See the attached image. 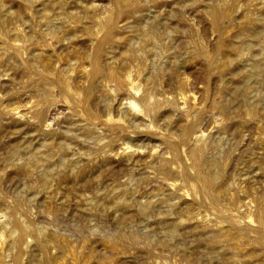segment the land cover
<instances>
[{"label": "rangeland", "instance_id": "1", "mask_svg": "<svg viewBox=\"0 0 264 264\" xmlns=\"http://www.w3.org/2000/svg\"><path fill=\"white\" fill-rule=\"evenodd\" d=\"M130 1L0 0V264L19 253L7 244L22 225L29 228L22 264H264V0L252 6L254 19L236 4L241 10L222 17L221 28L213 14L235 0ZM99 40L104 62L128 65L136 84L107 81L90 91V79L72 78ZM145 98L155 106L149 112ZM54 106L60 111L47 121ZM202 143L195 157L193 146ZM133 146L137 153L129 152ZM195 160L215 187L199 179Z\"/></svg>", "mask_w": 264, "mask_h": 264}, {"label": "bare ground", "instance_id": "2", "mask_svg": "<svg viewBox=\"0 0 264 264\" xmlns=\"http://www.w3.org/2000/svg\"><path fill=\"white\" fill-rule=\"evenodd\" d=\"M121 2L123 1L125 4H127V5H131V4H133V1H130V0H120ZM205 1V0H204ZM225 1V3H227L226 2V0H224ZM230 0H228V2H229ZM201 2V1H200ZM223 2V1H222ZM231 2V1H230ZM229 2V3H230ZM258 1L257 0H235L234 1V3L235 4H233L232 2L230 3L231 4V6H229V8H227L228 7V5H230V4H227V6H226V8H224V5H223V8H224V10H226V12H219V11H215L214 12V14H213V17H214V21H215V23L217 24V26H219L220 28L222 27V26H224L223 24V22H222V17H224V16H226V15H230V13L231 12H233V10H236L235 9V6H236V4H237V7L236 8H238V5L240 6V8H243V6H245L244 7V9H242L243 10V16H244V18L246 17H248V19L250 18V19H254V14H256L255 12H257V11H255V9H253V7L252 6H256L258 3H257ZM261 2V1H260ZM263 2V1H262ZM261 2V3H262ZM205 3V2H204ZM209 3V2H208ZM211 4V3H210ZM224 4V3H223ZM233 4V5H232ZM48 5V4H47ZM134 5V4H133ZM263 5H264V3H263ZM260 6V5H259ZM12 7V6H11ZM211 7H213V6H211ZM217 7V6H216ZM258 7V6H257ZM48 8V7H47ZM255 8V7H254ZM217 9V8H216ZM215 9V10H216ZM237 10H241V9H237ZM236 10V11H237ZM257 10V9H256ZM259 10V9H258ZM261 10V9H260ZM28 11V10H27ZM235 11V12H236ZM255 11V12H254ZM108 12V11H107ZM260 12V11H259ZM258 12V13H259ZM234 13V12H233ZM238 13V12H237ZM240 13V12H239ZM264 13V12H263ZM260 14V13H259ZM261 14H262V12H261ZM232 15V14H231ZM238 15H240V14H238ZM242 15V14H241ZM111 16V15H110ZM109 16V17H110ZM114 16V15H113ZM242 16V17H243ZM262 16V15H261ZM264 16V15H263ZM240 17V16H239ZM258 17V16H257ZM107 18V17H106ZM256 18V17H255ZM10 19V18H9ZM243 19V18H242ZM242 19H241V21H242ZM226 20H227V18H226ZM232 20L233 19H231V16H230V18L227 20L229 23H232ZM247 20V19H246ZM257 20H259V19H257ZM105 21V20H104ZM223 21H225V20H223ZM249 21V20H248ZM102 22V21H101ZM100 22V23H101ZM106 22H108V21H106ZM109 22H111V20H109ZM113 22H114V20H113ZM243 22V21H242ZM251 22V21H250ZM86 24V23H85ZM103 24H104V22H103ZM107 24V23H106ZM105 24V25H106ZM111 24V23H110ZM225 24H226V22H225ZM234 24V23H233ZM108 25V24H107ZM106 25V26H107ZM262 25V24H261ZM98 27V26H97ZM225 27V26H224ZM107 28V27H106ZM87 30L89 29L88 27L86 28ZM111 30H112V28H111ZM23 31V30H22ZM92 31V30H91ZM97 31V30H96ZM230 31V30H229ZM87 32V31H86ZM231 32V31H230ZM17 33V32H16ZM110 33H111V31H110ZM109 33V34H110ZM100 33L99 32H91L90 33V37H92V38H95V37H98V35H99ZM227 34H229V32H227ZM232 34V33H231ZM108 36V35H107ZM53 37V36H52ZM229 37V36H228ZM106 38V37H105ZM225 39V38H224ZM223 39V40H224ZM8 41V40H7ZM6 41V42H7ZM13 41V40H12ZM15 41V40H14ZM26 41V40H25ZM32 41V40H31ZM40 41V40H39ZM52 41H54V40H52ZM57 41L58 42H64V43H73L74 41H76V40H69V41H67V40H55L54 42H56L57 43ZM78 41V40H77ZM100 41V43L98 44V46L96 47L95 46V50L93 51V52H89L90 54H87L84 58H80L79 59V63H78V65L76 66V70H74L75 69V66H71L72 67V69H73V67H74V73H73V77L72 78H74L75 80H77L79 77L81 78V77H84V78H86V79H90V85H89V87H90V91L92 90L91 88H93V87H95L96 85L98 86V84L100 83H102V82H106L107 83V81H115L116 82V84L117 85H119V86H123V85H126V84H131L132 83V78H131V76H133L132 75V73L130 74L129 73V71H128V65H126V64H118V65H107L106 64V62H104V60H103V54H102V47H101V44H102V42L104 43V40H99ZM3 42V41H2ZM9 42V41H8ZM16 42L17 41H15L14 43L16 44ZM20 42V41H19ZM18 42V44H20ZM23 42V41H22ZM45 42V41H44ZM43 42V43H44ZM94 42V41H93ZM107 42V41H106ZM4 43H5V41H4ZM24 43V42H23ZM27 43H28V41H27ZM32 43H35V42H31V44ZM39 43V42H38ZM41 43H42V41H41ZM47 43V42H46ZM53 43V42H52ZM55 43V44H56ZM79 43V42H78ZM82 43H84L83 42V40H82ZM81 43V44H82ZM11 44H13L12 42H11ZM22 44V43H21ZM20 44V45H21ZM24 44H26V43H24ZM62 44V43H61ZM77 44V43H76ZM76 44H74V45H76ZM85 44V43H84ZM88 44V43H87ZM86 44V45H87ZM156 44H157V42H156ZM4 45V44H3ZM3 45H1V46H3ZM17 45V44H16ZM23 45V44H22ZM22 45L19 47V48H21L22 47ZM29 45V47H30V44H28ZM38 45H40V44H38ZM50 44H49V42H48V46H49ZM52 45V44H51ZM69 45H71V44H69ZM79 45V44H78ZM77 45V46H78ZM93 45V44H92ZM96 45V44H95ZM226 45H227V43H226ZM225 45V43H223V47L225 48V51H226V53H230V51H231V47H230V49H227L226 46ZM43 47H44V44L42 45ZM68 46V45H67ZM81 46H84V45H81ZM94 46V45H93ZM92 46V47H93ZM229 46V45H228ZM5 47H6V45H5ZM10 47V46H9ZM11 47H12V45H11ZM32 47V46H31ZM34 47H35V44H34ZM37 47V46H36ZM39 47V46H38ZM51 47V46H50ZM72 47V46H71ZM70 47V48H71ZM88 47V46H87ZM222 47V48H223ZM17 48H18V46H17ZM26 48H28V46L26 47ZM26 48H21V49H26ZM48 48V47H47ZM62 48V47H61ZM65 47H63L62 49H64ZM70 48H68V49H70ZM81 48V47H80ZM229 48V47H228ZM10 49V48H9ZM21 49H18V50H21ZM37 49V48H36ZM40 49V48H39ZM42 49V48H41ZM82 49V48H81ZM81 49H79V50H81ZM87 49H89V48H87ZM7 50H8V48H7ZM30 50V49H29ZM43 50V49H42ZM45 50V49H44ZM43 50V51H44ZM73 50V49H72ZM10 51V50H9ZM8 51V52H9ZM12 51V50H11ZM26 51V50H25ZM28 51V50H27ZM46 51V50H45ZM68 50H66V52H67ZM71 51V50H70ZM91 51V50H90ZM202 51V50H201ZM35 52H36V50H35ZM46 52H50L49 50L48 51H46ZM52 52V51H51ZM72 52V51H71ZM70 52V53H71ZM74 52V51H73ZM79 52V51H78ZM80 52H82V51H80ZM154 52V51H153ZM10 53V52H9ZM23 53H25L24 51H23ZM42 53V52H41ZM76 53V52H75ZM86 53V52H85ZM232 53V52H231ZM20 54V53H19ZM18 54V55H19ZM65 54H67V53H65ZM73 54V53H72ZM7 55H11V54H7ZM25 55H26V53H25ZM29 55H30V53H29ZM32 55V54H31ZM37 55V54H36ZM69 55V54H68ZM75 55V54H74ZM78 55V54H77ZM79 55H81V54H79ZM0 56H2V55H0ZM13 56V55H12ZM67 56V55H66ZM70 56V55H69ZM228 56V55H227ZM4 57V56H3ZM18 57H20V56H18ZM39 57V56H38ZM56 58H58L59 57V55H58V57L57 56H55ZM81 57H83L82 55H81ZM136 57V56H135ZM225 57H226V55H225ZM22 58H24V57H22L21 56V59ZM31 58V57H30ZM34 58H35V56H34ZM52 58V57H51ZM50 58V59H51ZM134 58V57H133ZM25 59V58H24ZM28 59V58H27ZM45 59V58H44ZM43 58H42V60H44ZM74 59L76 60V58H75V56H74ZM78 59V58H77ZM111 59H112V57H111ZM116 59V58H115ZM129 59V58H128ZM26 60V59H25ZM58 60V59H57ZM60 60V59H59ZM108 60V59H107ZM107 60H105V61H107ZM109 60H110V58H109ZM109 60H108V62H109ZM127 60V59H126ZM141 60H142V58H141ZM225 60V59H224ZM27 61V60H26ZM32 61V60H31ZM113 61V60H112ZM119 61V60H118ZM117 61V62H118ZM131 61V60H130ZM148 61V60H147ZM4 62V61H3ZM22 62V61H21ZM32 62H34V61H32ZM53 62V61H52ZM137 62V61H136ZM23 63V62H22ZM27 63V62H26ZM51 63V62H50ZM63 63V62H62ZM76 63H77V61H76ZM111 63V62H110ZM126 63V62H125ZM128 63V62H127ZM131 63H132V61H131ZM142 63V62H141ZM172 63V62H171ZM4 64V63H3ZM6 64H8V63H6ZM13 64V63H12ZM29 64H31V63H29ZM34 64H35V62H34ZM53 64V63H52ZM61 64V63H60ZM66 64V63H65ZM74 64V63H73ZM73 64H71V65H73ZM9 65H10V63H9ZM37 66H38V64H36ZM40 65V64H39ZM44 65V64H43ZM64 65V64H63ZM69 65V64H68ZM89 65V66H88ZM131 65V64H130ZM4 66V65H3ZM27 66H29V65H27ZM36 66V67H37ZM133 66V65H132ZM2 67V66H1ZM0 67V68H1ZM38 67H41V66H38ZM59 67V66H58ZM62 67V66H61ZM69 67V66H68ZM140 67V66H139ZM144 67V66H143ZM14 68V67H13ZM34 68V67H33ZM44 68V69H43ZM41 67V69H42V72L45 70V72L47 71V73H56V71H55V67L54 66H51V65H48V64H46L45 65V67ZM15 69V68H14ZM32 69V68H31ZM30 69V70H31ZM40 69V68H39ZM38 69V72L39 71H41V70H39ZM67 69H69V68H67ZM130 69H132V67L130 68ZM133 69H134V67H133ZM136 69H138V67L136 68ZM57 70V69H56ZM18 71V70H17ZM72 71V70H71ZM63 72V71H62ZM61 72V73H62ZM73 72V71H72ZM11 73V72H10ZM19 73V72H18ZM23 73V72H22ZM33 73H35L34 71H33ZM64 73V72H63ZM66 74H67V76H69L70 75V72H69V75H68V73L67 72H65ZM64 73V74H65ZM13 74H14V72H13ZM12 74V75H13ZM24 74V73H23ZM37 74H42V73H37ZM36 74V76H38L39 77V75H37ZM65 74V75H66ZM2 75V74H1ZM7 75V74H6ZM9 75V74H8ZM11 75V74H10ZM59 75H61V74H59ZM63 75V74H62ZM41 76V75H40ZM42 76H43V74H42ZM41 76V77H42ZM10 77V76H9ZM8 77V78H9ZM44 77H46V76H43V78ZM54 77V76H53ZM53 77L51 78V79H53ZM63 77V76H62ZM2 78V77H1ZM26 78V77H25ZM49 78V77H48ZM55 78V77H54ZM70 79H72L71 77H69ZM83 78V79H84ZM135 78V77H134ZM7 78H5V80H6ZM50 79V78H49ZM61 79V78H60ZM62 79H65V78H62ZM97 79V80H96ZM10 80H12V79H10ZM46 80V79H45ZM48 80V79H47ZM55 80V79H54ZM79 80V79H78ZM2 81H4L3 79H2ZM13 81V80H12ZM49 81V80H48ZM51 81V80H50ZM61 81V80H60ZM87 81V80H86ZM56 82V81H55ZM55 82H52L53 84L55 83ZM88 82V81H87ZM136 82V81H135ZM134 81H133V83L132 84H136ZM61 83V82H60ZM78 83V82H77ZM101 84V85H105V84ZM111 83H113V82H111ZM6 84V83H5ZM10 84V83H9ZM56 84L58 85V82H56ZM62 84V83H61ZM60 84V85H61ZM84 84V83H83ZM99 84V85H100ZM131 84V85H132ZM47 85H48V83H47ZM63 85V84H62ZM72 85V84H71ZM71 85H70V83L69 82H67V80H65L64 81V87L65 88H68V90L67 89H65V90H67V91H69V89L70 90H72L73 88L71 87ZM74 85H76V83L74 84ZM78 85V84H77ZM80 85H82V84H80ZM85 85V84H84ZM86 85H87V83H86ZM107 85V84H106ZM130 85V86H131ZM51 86V84L49 85V87ZM53 86V85H52ZM52 86H51V88H52ZM56 86V85H55ZM83 86V85H82ZM114 86H116V85H114ZM180 86H181V84H180ZM179 86V87H180ZM1 87V86H0ZM63 87V86H62ZM80 87V86H79ZM88 87V86H87ZM99 87V86H98ZM97 87V88H98ZM104 87V86H103ZM46 87H44V89H45ZM55 88V87H54ZM60 88H61V86H60ZM72 88V89H71ZM85 88V87H84ZM83 88V89H84ZM116 88V87H115ZM125 88V87H124ZM126 88H128V87H126ZM47 89V88H46ZM46 89H45V91H46ZM61 89H64V88H61ZM87 89H89V88H87ZM96 89V88H95ZM105 89V88H104ZM118 89V88H117ZM139 89V88H138ZM138 89H136V90H138ZM40 90H41V88H40ZM39 90V91H40ZM49 90V89H48ZM77 89L75 88V91H76ZM109 90H110V88H109ZM108 90V91H109ZM134 90V89H133ZM136 90H134V92L136 91ZM2 91V90H1ZM42 91H43V89H42ZM79 91H80V88H79ZM86 91V90H85ZM111 91V90H110ZM115 91H117V90H115ZM124 91V90H123ZM127 91V90H126ZM129 91V90H128ZM140 91V90H139ZM47 92V91H46ZM49 92V91H48ZM74 92V90L71 92V93H73ZM83 92V91H82ZM97 92H98V90H97ZM102 92V91H101ZM41 93V92H40ZM43 93V95L44 94H46V93H44V92H42ZM49 93H51V92H49ZM75 93H78L79 94V92H78V90H77V92H75ZM84 93V92H83ZM87 93V94H86ZM86 93H84L85 94V97L88 95V93L89 92H87L86 91ZM92 93V92H91ZM94 93V92H93ZM100 93V92H99ZM105 93H107V92H105ZM113 93V92H112ZM120 93V92H119ZM136 93V92H135ZM1 94V93H0ZM74 94V93H73ZM117 94V93H116ZM70 95H72V94H70ZM75 95H77V94H75ZM93 95V94H92ZM112 95V94H111ZM190 95V94H189ZM41 96V95H40ZM45 96V95H44ZM79 96V95H78ZM77 96V97H78ZM83 96V95H82ZM81 96V93H80V96L78 97V98H80V97H82ZM89 96V95H88ZM102 95L100 94V97H101ZM18 97V96H17ZM48 97V96H47ZM60 97H61V95H60ZM84 97V96H83ZM130 97V96H129ZM169 97V96H168ZM168 97H167V99L166 98H164V99H166V100H169L168 99ZM39 98V97H38ZM45 98V97H44ZM43 98V99H44ZM89 98V97H88ZM121 98V97H120ZM173 98V97H172ZM186 99H187V97H185ZM51 99H52V97H51ZM51 99H48V101H50ZM58 99V98H57ZM69 99V98H68ZM74 99H77L76 97H74ZM101 99V98H100ZM153 99V98H152ZM157 99V98H156ZM159 99V98H158ZM161 99V98H160ZM171 99V98H170ZM175 99H176V97H175ZM41 100H42V98H41ZM131 100V99H130ZM148 100H149V98H148ZM148 100H146V98H145V101L147 102L146 104H145V102H144V104L147 106V108H148V112H149V110L151 109L152 110V108L153 107H155L154 106V103H152L151 101H149L148 102ZM53 102H56V101H54V99L52 100ZM101 101V100H100ZM177 101V100H176ZM183 101V100H182ZM1 102V101H0ZM31 102H32V100H31ZM40 102V101H39ZM45 101L43 100V102H41V103H44ZM47 102V101H46ZM45 102V104H47ZM91 102H92V100H91ZM91 102H89L90 104H91ZM99 102V101H98ZM117 102V101H116ZM129 102V101H128ZM131 103H133V104H136V102L134 101V100H131L130 101ZM162 102V101H161ZM185 102V101H184ZM28 103V102H27ZM48 103H50V102H48ZM52 103V102H51ZM57 103V102H56ZM85 103V102H84ZM88 103V104H89ZM112 103V102H111ZM123 103H124V101H123ZM159 103V101H157L156 102V104H158ZM166 103H168L167 101H166ZM37 104H38V102H37ZM40 104V103H39ZM73 104V103H72ZM72 104H71V106H72ZM77 104H79V103H77ZM113 104H114V102H113ZM162 104V103H161ZM170 104V103H169ZM172 104H173V102H172ZM17 105V104H16ZM33 105V104H32ZM31 105V106H32ZM35 105H36V103H35ZM47 105H50V104H47ZM60 105V104H59ZM75 105V104H74ZM86 105V104H85ZM84 105V106H85ZM122 105H124V104H122ZM137 105V104H136ZM144 105V106H145ZM164 105V104H163ZM171 105V104H170ZM24 106V105H23ZM28 106H30V105H28ZM34 106V105H33ZM33 106H32V108H33ZM38 107H39V105H37ZM41 106V105H40ZM50 106H52V105H50ZM80 106L81 105H79V108H80ZM109 106V105H108ZM111 106V105H110ZM132 106V105H131ZM135 106V105H134ZM134 106H132V107H134ZM168 106V105H167ZM174 106H175V103H174ZM173 106V107H174ZM176 106H177V104H176ZM15 107V106H14ZM13 107V108H14ZM26 107H27V105H26ZM36 107V106H35ZM82 107V106H81ZM124 107V106H123ZM142 107V106H141ZM158 107H159V105H158ZM161 107V106H160ZM178 107V106H177ZM1 108H2V106H1ZM18 108H19V106H18ZM18 108H16V110L18 109ZM60 108V107H59ZM77 108V107H76ZM85 108V107H84ZM90 108V107H89ZM95 108V107H94ZM114 108V107H113ZM144 108V107H143ZM186 108V107H185ZM7 109V108H6ZM12 109V108H11ZM15 109V108H14ZM14 109L11 111V112H14ZM22 109V108H21ZM30 109V108H29ZM34 109V108H33ZM37 109V108H36ZM42 108H40L39 110H40V112L42 111L41 110ZM48 109V108H47ZM81 109V112H82V109L83 108H80ZM96 109V108H95ZM102 109V108H101ZM112 109V108H111ZM118 109V108H117ZM125 109V108H124ZM155 109V108H154ZM9 110V109H8ZM7 110V111H8ZM25 110V109H24ZM49 110V109H48ZM47 110V111H48ZM56 110V107L54 106V107H52L51 108V110H49V113L48 112H45L44 113V119H48V116H56L57 115V113H58V111H60V110H58V111H55ZM78 110V109H77ZM89 109H87V111H88ZM103 110V109H102ZM108 110H110V108L108 109ZM133 110V109H132ZM169 110H172V109H169ZM187 110V109H186ZM29 111V110H28ZM31 111V110H30ZM30 111H29V113H30ZM69 111V110H68ZM91 111V113L94 115V116H97L96 118L97 119H99L98 117H99V115L100 114H98L97 113V111H93V110H90ZM105 111H107V110H103V112H105ZM26 112H27V110H26ZM78 112V111H77ZM146 112V111H145ZM154 112V111H153ZM184 112H186V111H184ZM16 113V112H15ZM32 113H33V111H32ZM34 113H35V111H34ZM33 113V114H34ZM70 113V112H69ZM71 113H72V111H71ZM80 113V112H79ZM108 113V112H107ZM106 113V114H107ZM109 113H111L110 111H109ZM132 113H134V112H132ZM136 113V112H135ZM138 113H140V112H138ZM137 113V114H138ZM11 114V113H10ZM14 114V113H13ZM13 114H12V117H13ZM32 114V115H33ZM59 114H62V113H59ZM73 114H77V113H75V112H73ZM72 114V115H73ZM87 114V113H86ZM140 114H145L144 112L142 113H140ZM149 114H151V113H149ZM16 115V114H15ZM20 115H21V113H20ZM23 115H24V113H23ZM22 115V116H23ZM27 115V114H26ZM32 115H29V116H32ZM62 115H64V113L62 114ZM70 115V114H69ZM78 115V114H77ZM81 115V114H80ZM103 115V114H102ZM105 115V114H104ZM110 115V114H109ZM112 113H111V117H112ZM146 115V114H145ZM144 115V116H145ZM148 115V114H147ZM16 116H18V114L16 115ZM79 116V115H78ZM108 116V115H107ZM24 117V116H23ZM26 117V116H25ZM35 117V116H34ZM88 117V116H87ZM146 117V116H145ZM15 117H13V119H14ZM28 118H30V117H28ZM39 118V117H38ZM43 118V117H42ZM42 118H41V120H42ZM65 118V117H64ZM103 118H104V116H103ZM192 118V117H191ZM15 119H17V118H15ZM31 119H32V117H31ZM34 119V118H33ZM53 119V118H52ZM56 119V118H55ZM58 119V118H57ZM60 119V118H59ZM81 119H83V118H81ZM107 119V118H106ZM111 118H109V120H110ZM38 120V119H37ZM37 120H35V121H37ZM79 120V119H78ZM44 121V120H43ZM48 121V120H47ZM56 121V120H55ZM54 121V122H55ZM65 121V120H64ZM73 121H74V119H73ZM93 121V120H92ZM99 121V120H98ZM99 122H101V121H99ZM40 123H41V121H40ZM42 123H44V122H42ZM47 123V122H46ZM45 123V124H46ZM51 123V122H50ZM59 123H61L60 121H59ZM70 123V122H69ZM72 123H76V122H72ZM57 124V123H56ZM100 124V123H99ZM39 125H41V124H39ZM49 125V124H48ZM54 125V124H53ZM81 125V124H80ZM90 125V124H89ZM199 125V124H198ZM10 126V125H9ZM44 126V125H43ZM47 126V125H46ZM55 127V126H54ZM82 128H83V125L81 126ZM87 127H88V125H87ZM111 127V126H110ZM39 128V127H38ZM44 129V128H43ZM48 129V128H47ZM54 129V128H53ZM58 129V128H57ZM60 129V128H59ZM92 129H93V127H92ZM41 130H42V128H41ZM51 130V129H50ZM56 130V129H55ZM2 131V130H1ZM89 131V130H88ZM93 132V131H92ZM96 132V131H95ZM200 132V134H195V136L197 137V138H200L203 134L201 133V131H199ZM202 132H203V130H202ZM2 133H4V131L2 132ZM49 133V132H48ZM90 133V132H89ZM205 133V132H204ZM46 134V133H45ZM83 134V133H82ZM1 135V134H0ZM53 135V134H52ZM55 135V134H54ZM102 138V137H101ZM100 138V139H101ZM196 138V139H197ZM53 139V138H52ZM9 141V140H8ZM51 141V140H50ZM53 141H54V139H53ZM81 141V140H80ZM102 141V140H101ZM200 141V140H199ZM198 141V142H199ZM202 141V140H201ZM200 141V142H201ZM4 142V141H3ZM81 142H83V141H81ZM198 142H197V144H198ZM56 142H54V144H55ZM98 143V142H97ZM5 144V143H4ZM53 144V145H54ZM59 144V143H58ZM60 144H62V143H60ZM81 144H83V143H81ZM63 145V144H62ZM98 145V144H97ZM101 145V144H100ZM100 145H98V149L100 150V148H101V146ZM120 145V144H119ZM123 145V144H122ZM128 145V144H127ZM126 145V148H124V151L126 150V152H127V148L129 147V146H131V145H128L127 146ZM61 146V145H60ZM82 146V145H81ZM85 146V145H84ZM99 146H100V148H99ZM125 146V145H124ZM205 146V145H204ZM55 147H57V146H55ZM91 147V146H90ZM97 147V146H96ZM95 147V148H96ZM106 147V146H105ZM45 148V147H44ZM63 148V147H62ZM81 148V147H80ZM79 148V149H80ZM89 148V147H88ZM207 148V147H206ZM52 149V148H51ZM122 150V149H121ZM120 150V151H121ZM129 150V152H130V150H131V152L134 154V153H137L138 152V148H134V146L130 149H128ZM140 150H143V149H140ZM47 151H49V150H47ZM94 151V150H93ZM96 151H98V150H96ZM124 151H121V152H123V153H126V152H124ZM202 151H203V143H202V145H198V146H193V152H194V154H195V157L196 156H198V155H200V154H202ZM119 152V151H118ZM142 152V151H141ZM112 154V153H111ZM118 154V153H117ZM129 154H131V153H129ZM128 154V155H129ZM142 154V153H141ZM150 154V153H149ZM108 155V154H107ZM116 155V154H115ZM123 155H125V154H123ZM127 155V156H128ZM136 155V154H135ZM140 155V154H139ZM87 156V155H86ZM121 156V155H120ZM203 156H204V154H203ZM211 156V155H210ZM220 156V155H219ZM69 157V156H68ZM90 157V156H89ZM88 157V158H89ZM111 157V156H110ZM117 157V156H116ZM123 157V156H122ZM131 157H133V155L131 156ZM96 158V157H95ZM125 158H126V155H125ZM197 158H199V157H197ZM76 159V158H75ZM127 159H129V157L127 158ZM133 159V158H132ZM132 159H129L130 161L132 160ZM159 159V158H158ZM170 159V158H169ZM196 159V158H195ZM38 160V159H37ZM88 160V159H87ZM90 160V159H89ZM118 160V159H117ZM120 160V159H119ZM125 160V159H124ZM166 159H164V162L166 163V161H165ZM222 160V159H221ZM110 161V160H109ZM169 161V160H168ZM26 162V161H25ZM119 162V161H118ZM120 162H121V160H120ZM124 162V161H123ZM126 162V161H125ZM125 162H124V164H125ZM161 162V161H160ZM163 163V162H162ZM123 164V163H122ZM131 164V163H130ZM167 164V163H166ZM129 165V164H128ZM194 165L196 166L195 168H197V170H198V177H199V179L200 180H202L203 182H205V184L208 186V187H210V188H212V187H215L216 185L215 184H217L216 182H215V178H213L210 174H208V173H206V172H204L203 171V169H202V167H201V165H203V164H201L200 165V163H199V161L198 160H195V162H194ZM123 167H124V165H122ZM122 166H120V167H122ZM162 166V165H161ZM32 167V166H31ZM101 168V167H100ZM203 168H204V165H203ZM120 169V168H119ZM73 170V169H72ZM123 169H121V171H122ZM207 170V169H206ZM211 170V169H210ZM35 171V170H34ZM168 172V171H167ZM212 172V171H211ZM220 172V171H219ZM36 173V172H35ZM72 173V172H71ZM74 173V172H73ZM165 173H166V171H165ZM14 174V173H13ZM169 174V173H168ZM213 174V173H212ZM35 175V174H34ZM47 175V174H46ZM59 175V174H58ZM10 176V175H9ZM64 176V178H68V174H64L63 175ZM61 177V176H60ZM35 178V177H34ZM51 178V177H50ZM174 178V177H173ZM71 179H73V178H71ZM87 179V178H86ZM69 180V179H68ZM43 181V180H42ZM18 182V181H17ZM23 182V181H22ZM31 182V181H30ZM48 182H50V181H48ZM67 182V181H66ZM69 182H70V180H69ZM73 182V181H72ZM72 182H70V183H72ZM171 182V181H170ZM169 182V183H170ZM173 182V181H172ZM172 182H171V184H172ZM24 183V182H23ZM123 184V183H122ZM173 184H175V182L173 183ZM173 184H172V187H173ZM215 185V186H214ZM219 186V185H218ZM217 186V187H218ZM223 186V185H222ZM229 187V186H228ZM209 189V188H208ZM176 190V189H175ZM211 190V189H210ZM189 191V190H188ZM215 191V190H214ZM227 191V190H226ZM126 192V191H125ZM223 193H227V192H224V190L222 191ZM214 193V192H213ZM217 193V192H216ZM172 194V193H171ZM207 194H208V192H207ZM220 194V193H219ZM213 196V195H212ZM218 194L217 195H215V199H218ZM212 198V197H211ZM126 199V198H125ZM131 199V198H130ZM213 199H214V197H213ZM212 199V200H213ZM214 199V200H215ZM123 200H124V198H123ZM211 200V201H212ZM217 201V200H216ZM121 202V201H120ZM216 203V202H215ZM193 204V203H192ZM240 204V203H239ZM191 205V204H190ZM56 209V208H55ZM58 209V208H57ZM190 214V213H189ZM192 215V214H191ZM249 215V214H248ZM186 216V215H185ZM182 217V216H181ZM184 217V216H183ZM182 217V218H183ZM179 220V219H178ZM181 220H183V219H181ZM188 220V219H187ZM168 221V220H167ZM165 223V222H164ZM239 224V223H238ZM218 225H220V224H218ZM12 226V225H11ZM178 226V225H177ZM2 227V226H1ZM170 227V226H169ZM10 228V227H9ZM166 228V227H165ZM173 228V227H172ZM239 228V227H238ZM2 229V228H1ZM29 229V228H28ZM28 229L24 226V225H22L21 226V230H20V235H19V237H14L11 241H9V243L7 244V246H11V248H13V246L14 245H17V246H19V253L15 256V258H14V261H13V263L12 264H22L21 263V257H20V255H21V253L24 251V246H22V240H23V238H24V235H26L27 233H28ZM241 229H243V228H241ZM245 229V228H244ZM45 230V229H44ZM44 230H42L41 229V231H44ZM172 230V229H171ZM246 230V229H245ZM172 232H173V230H172ZM239 232V231H238ZM241 232V231H240ZM243 232V231H242ZM137 233V232H136ZM231 233V232H230ZM1 234V233H0ZM19 234V233H18ZM40 234L41 235H43L41 232H40ZM52 234V233H51ZM125 234V233H124ZM234 234V233H233ZM239 234H241V233H239ZM243 234V233H242ZM14 235H16V234H14ZM52 235H54V234H52ZM132 235V234H131ZM122 236V235H121ZM124 239H129V238H131V240L132 241H136V238H137V235L136 236H132V237H128V236H126V235H123L122 236ZM224 237V236H223ZM5 238V237H4ZM12 238V237H11ZM46 238V237H45ZM45 238H43V237H40L39 236V238L37 239V245L41 248V249H47L46 247H48L47 246V242L49 243V241H47V239H45ZM49 238V237H48ZM51 238V237H50ZM139 238V237H138ZM167 239V238H166ZM113 240V239H112ZM114 240H116V239H114ZM138 240V239H137ZM162 239H160V241H161ZM171 240V239H170ZM5 241V240H4ZM118 241V240H117ZM121 241V240H120ZM125 241V240H124ZM159 241V242H160ZM3 242V241H2ZM1 242V243H2ZM25 242H27V241H25ZM112 242V241H111ZM243 242V241H242ZM0 243V244H1ZM53 243V242H52ZM118 243H119V241H118ZM118 243H113V245L114 246H116ZM167 243V242H166ZM238 243V241L236 242V244ZM6 243H4V245H5ZM136 244V243H135ZM168 244V243H167ZM50 245V244H49ZM119 245V244H118ZM246 245V244H245ZM112 246V245H111ZM9 247H7V249H9ZM34 247V246H33ZM51 247V246H50ZM116 247H118V246H116ZM116 247H114V248H116ZM168 247V246H167ZM6 248V247H5ZM4 248V249H5ZM154 248V247H153ZM166 249V248H165ZM3 250V249H2ZM164 251V250H163ZM162 252V251H161ZM234 252V251H233ZM10 253V252H9ZM13 253V252H12ZM159 253V252H158ZM60 254V253H59ZM63 255V254H62ZM59 256V255H58ZM49 257H50V255H49ZM63 257V256H62ZM65 257V256H64ZM48 258V257H47ZM52 258H54V257H52ZM61 258V257H60ZM235 258V257H234ZM236 259V258H235ZM48 261L46 262V264H53V260L54 259H51V258H48L47 259ZM63 260V259H62ZM250 260V259H249ZM2 261V260H1ZM61 261V260H60ZM246 263V262H245ZM55 264V263H54ZM243 264V263H242Z\"/></svg>", "mask_w": 264, "mask_h": 264}]
</instances>
